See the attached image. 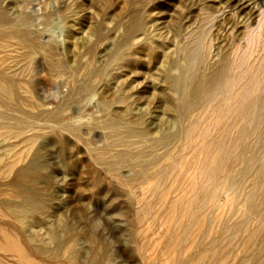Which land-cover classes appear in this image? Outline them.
Returning a JSON list of instances; mask_svg holds the SVG:
<instances>
[{"label":"rangeland","instance_id":"rangeland-1","mask_svg":"<svg viewBox=\"0 0 264 264\" xmlns=\"http://www.w3.org/2000/svg\"><path fill=\"white\" fill-rule=\"evenodd\" d=\"M214 7L211 0H0L7 20L0 27V74L6 91H14V100L0 107V206L33 211L18 228L0 211V230L20 240L29 264H144V255L156 254L152 250L164 234L161 224L152 222L159 208L152 206L150 215L138 222L140 208L150 198L134 174L138 166L179 145L147 149L180 128L177 94L168 81L179 74L186 37L193 30L209 31L207 65L232 42L228 34L215 31ZM261 9L239 29L243 39H234L238 50L233 48V57L240 56L246 67L257 66L264 55V48L257 51L252 44L259 25L264 34ZM232 12L227 10L225 17L235 18ZM139 17L141 25L122 57L113 59ZM169 61L177 65L169 66ZM263 67L258 73L263 74ZM216 101L208 107H220ZM233 128L227 143L246 147L254 136L238 141V128ZM7 129L21 133L3 136ZM127 131L135 135L126 138ZM211 133L215 141L220 139L218 131L210 130L208 140ZM253 141L247 156L258 153ZM127 144L133 146V161L122 158L102 165L96 159L106 151L121 154ZM13 163L11 170L5 169ZM237 167L235 173L242 170ZM141 229H151L148 239L153 235L156 240L141 245ZM68 234L75 241L67 246ZM13 255L0 251V264H23Z\"/></svg>","mask_w":264,"mask_h":264},{"label":"bare ground","instance_id":"bare-ground-1","mask_svg":"<svg viewBox=\"0 0 264 264\" xmlns=\"http://www.w3.org/2000/svg\"><path fill=\"white\" fill-rule=\"evenodd\" d=\"M249 1L211 0L215 3V31L218 35L228 34L232 37L228 47L223 45V51L216 57L214 64L207 65L209 46H211V43L208 45L207 41L209 35H206L209 31L206 33L203 29L193 30L192 34L190 31L189 36L187 33L188 39H185L187 43L180 48L183 64L179 67L178 76L168 81V86L177 94L175 113L180 128L172 136L149 142L150 146L148 145L147 149L152 150L159 146L176 143L180 146L178 145L174 151L165 152L160 159L138 166L134 174V178L140 181L145 189L143 191L147 192L150 198V201L143 203L142 208L139 207L141 211L138 214V222L142 223L151 207L157 206L159 210L153 213L155 215L152 222L155 226L159 223L164 228L163 236L152 250L156 254L144 255V264H264V238H262L264 232V72L258 73L259 69H262L264 55L259 57L260 60L258 59L255 68L250 64V67H246L245 60L244 62L240 60V56L237 59L235 55V58L233 57V50H235L233 48L238 46L234 39L238 41L243 39L239 29L251 16L259 12L260 8H264V0H257L255 5L250 4ZM227 10H233L235 18L232 20L226 18ZM260 13H258L259 16ZM141 21L139 17L131 23L126 38L118 47L116 54L114 53L113 59L122 57L121 52L124 46L139 29ZM4 24H7V20L0 13V27ZM258 27L260 28L257 33L255 30L258 28L253 29L256 34L250 32L255 34L252 37V44L255 42L257 51L260 47L264 48V34H260L262 25ZM261 41H263L262 45H260ZM248 51L246 50L245 53L248 54ZM239 52L242 57L240 50ZM255 58L252 57V60ZM252 63L254 65V62ZM168 64L169 66L177 65L175 61H169ZM5 79L0 74V107L6 106L14 96V91H6L3 84ZM10 83L13 87H17L15 83L11 81ZM217 99L221 108L218 105H216L217 109L214 105V108L208 107ZM229 103L232 106L229 107ZM227 114L230 115L227 116ZM228 119L233 122H230L232 125H228L229 123L226 122ZM225 122L226 124H223ZM232 126L234 131L238 128L236 134L238 141H247V136H254H250L251 139L248 138V142L253 141L252 138L255 139L253 142L256 145L255 151L258 153L253 152V155L250 154L252 157L247 156L248 142L246 147L237 145V142L227 143L229 140L226 141V139L231 134ZM210 130L218 131L220 139L215 141L211 133L209 137L213 139L208 140ZM20 133L21 130L7 129L3 131V136ZM134 135V131L126 132V138ZM125 147V152L121 154L115 153L111 156L106 151V153L95 155L96 159L102 165H108L122 158L133 161L135 157L132 152L133 146L127 144ZM251 148L252 146L249 148L252 151ZM236 164H240L242 170L235 173L233 169L237 167ZM13 166L14 163L5 166V169L11 170ZM220 196L225 198L223 203L218 201ZM21 206H0V211L5 217H10L17 228L23 223V219L33 212L31 207ZM150 224L153 226V223ZM151 229L139 231L141 245L149 243V239L153 236L148 239ZM3 230H0V251L14 254L27 264L31 263L20 240L7 235ZM67 237L70 242L65 241L67 246L74 243V237L70 234ZM239 239L244 240L242 245ZM154 240L151 238V241ZM24 244L28 245L25 241Z\"/></svg>","mask_w":264,"mask_h":264}]
</instances>
